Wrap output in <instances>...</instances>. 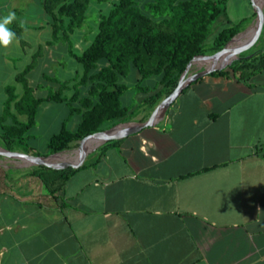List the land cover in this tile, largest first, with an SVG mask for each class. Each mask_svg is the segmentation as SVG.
Instances as JSON below:
<instances>
[{
	"label": "crops",
	"instance_id": "1",
	"mask_svg": "<svg viewBox=\"0 0 264 264\" xmlns=\"http://www.w3.org/2000/svg\"><path fill=\"white\" fill-rule=\"evenodd\" d=\"M16 42L0 46L5 90ZM172 103L99 147L57 197L6 167L0 264H264V69L249 82L205 74Z\"/></svg>",
	"mask_w": 264,
	"mask_h": 264
},
{
	"label": "trees",
	"instance_id": "2",
	"mask_svg": "<svg viewBox=\"0 0 264 264\" xmlns=\"http://www.w3.org/2000/svg\"><path fill=\"white\" fill-rule=\"evenodd\" d=\"M227 1L115 0L109 11L102 13L91 43L78 53L71 34L86 19L91 0H42L49 15L52 38L66 41L69 54L82 63L83 73L73 84V79L59 81L46 75L48 79L57 81L59 86L46 96H37L29 73L36 65L39 48L32 61L16 74V79L23 85V92L17 93L15 85L6 86L7 99L0 111V138L5 146L12 148L26 143L44 101L67 102L71 105V113L80 111L82 114L75 128H67L64 124L51 137L48 143L50 154L69 148L73 141L129 120L138 110L132 104L130 94L128 102L124 100L132 90L144 94L140 107H154L175 89L195 56L222 49L227 41L243 31V20L230 21ZM258 1L261 6L263 0ZM251 4L255 16L257 3L251 0ZM221 18L230 24L213 32ZM8 28L25 44L22 32L28 28L27 25L12 22ZM248 55L208 74L227 75L231 71L238 80L249 82L252 76L264 69V47ZM133 71L137 73L133 83L122 79ZM71 89L74 90L71 95L65 93ZM19 115H25L26 120L23 121ZM117 140L105 143L100 150ZM84 166L85 163L63 169L35 166L31 172L40 177L51 195L57 197L66 181Z\"/></svg>",
	"mask_w": 264,
	"mask_h": 264
},
{
	"label": "rangeland",
	"instance_id": "3",
	"mask_svg": "<svg viewBox=\"0 0 264 264\" xmlns=\"http://www.w3.org/2000/svg\"><path fill=\"white\" fill-rule=\"evenodd\" d=\"M114 1L115 0H91L86 19L71 34L76 52L81 53L91 43L98 31V24L102 13H107ZM5 3L8 4L0 8V20H2L10 12H14L16 16V19L12 22H15L19 25H38L45 23V20L49 19L48 13L43 8L42 0H0V4L4 5ZM12 4H17L18 8L15 10H10V6H12ZM227 4L229 7L230 19L233 22L243 20V27L244 29L246 28L245 30L243 29L244 32L240 35L238 40H234L235 42L232 41L228 45L227 50H229L232 49L241 38L245 36H249L250 38L252 36L256 28L257 18L253 21L256 15L253 18L255 10L253 6L250 5L249 0H228ZM262 5L263 4L261 3V7ZM262 14L264 16V9L262 10ZM248 16H251V18L247 19ZM251 22L252 26L250 24V28L249 23ZM227 24L228 22L225 20V18L219 19L215 24L216 29L213 32H216ZM51 29L52 28L47 26L42 30L32 27L27 29L25 32H22V37L27 39V41L25 40V44H23L24 47L19 44V42H16L15 45H13L10 53L12 61L15 63L18 71H21L28 63L32 61L34 53L38 51L39 48H41L39 50V56L36 65L29 73L30 83L35 86V94L37 96H46L51 90H54L59 86L57 81L48 79L46 75L56 78L59 81L73 79L71 81V84H73L76 82L75 79L83 73L84 69L82 63L69 54L68 46L65 40H54L52 38ZM259 34H261L257 41L259 44L256 42L242 54L250 53L252 50L257 49L264 44L263 28L260 30ZM212 53H207L206 55ZM0 57L2 61L1 75L3 76L5 73L8 75L9 70L3 65V55ZM209 65H211V63L203 65H201V63H196L195 65L192 64L189 68L188 74L195 73L196 71H199L200 69H203ZM136 77L137 73L133 71L130 76L123 77L122 79L128 83H133V81L136 80ZM7 83L8 85H15L17 93L21 94L23 92L22 83L17 79L15 81L14 76L10 77L9 79L7 78ZM73 91V89L66 90L65 93L71 95ZM129 94L133 98L131 99L132 104L134 107L138 108V110L131 116L129 120L125 122L143 121L147 118H150L153 113H155V109L159 103L152 108L143 106L140 107L139 105L141 98L144 96V94L142 92H138L137 90H132V92H129L124 96L125 102H128ZM6 96V90L0 86V111L4 106V100L6 99ZM177 103L173 104V107H175ZM70 106L71 105L67 102L44 101L41 103L37 115V122L30 129V137L26 139V143L22 145H14L9 149L33 155L50 154L48 143L51 137L55 133L59 132L64 124L67 128H75L81 119V112L75 111L71 113ZM19 118H21L23 121L26 120L25 115H19ZM98 135L92 137L91 139H94ZM85 144L86 142L83 140L73 141L71 142L68 150L73 152L78 151L80 147ZM0 145L8 148L5 146L1 138ZM98 149L99 147L91 151L84 160V163L92 161L97 155ZM0 161H2L0 164V174L2 175L4 174L5 168L7 167L12 172L18 170L17 173H21V171H25L23 175H32L34 177H38L31 172L32 169L38 165H25V161L23 159H15L3 154H0ZM43 192H48L45 186Z\"/></svg>",
	"mask_w": 264,
	"mask_h": 264
},
{
	"label": "water",
	"instance_id": "4",
	"mask_svg": "<svg viewBox=\"0 0 264 264\" xmlns=\"http://www.w3.org/2000/svg\"><path fill=\"white\" fill-rule=\"evenodd\" d=\"M256 9H257L256 28H255L254 33L252 34V36L249 39V42H248L249 47L253 46L256 43V40L258 38V34L260 33V30L262 28L264 29V16H263L262 12L259 10L258 6H256ZM250 24L251 23H249V26H250ZM242 32L243 31H240L239 33L234 35L229 41H227V43L224 45V47L222 49H220V50H218L212 54H209V55L203 54V55L195 56L190 61L186 70L181 75L178 85L175 87V89L166 98H164L157 105V107L155 109L156 110L155 113H153V115L150 118H147L143 121H137V122H121V123H118L109 129L97 131V132L85 137L84 139H82L83 141H85V140L90 139L94 135L105 134L104 139L98 145H96L92 148H87L85 146L84 150L82 151V155L77 162H75V163L74 162L54 163V162L50 161L51 156H53L57 153L63 152V151H69L68 150L69 148L62 150V151H58L56 153L49 154V155H33V154H29V153L14 151L12 149L5 148V147L0 145V154H3L5 156H9V157H13L15 159H23L25 161V165L47 166V167H51L54 169H63V168H67L69 166L78 167V166L82 165L84 163V160L86 159L87 155L91 151L96 149L97 147H101L102 145H104L105 143H107L111 140L120 139V138L128 136L132 133L138 132L146 126L158 124L160 122V120L165 116V114H166L167 110L169 109L171 103L178 97V95L183 91V89L186 88L188 85H190L194 80H196L199 77H201L205 74H208V73H210L216 69H221V68L227 67V66L231 65L234 60L241 58L242 56L236 55L230 59H227L221 65H209V66L204 67L203 69H200L199 71H196L193 74H188L189 68L194 63L196 58L214 56L218 53L225 52L228 45L236 38L237 35H239ZM256 50L257 49L252 50L248 56L253 55L256 52ZM121 124H124V127L118 129V126Z\"/></svg>",
	"mask_w": 264,
	"mask_h": 264
},
{
	"label": "bare ground",
	"instance_id": "5",
	"mask_svg": "<svg viewBox=\"0 0 264 264\" xmlns=\"http://www.w3.org/2000/svg\"><path fill=\"white\" fill-rule=\"evenodd\" d=\"M255 1L257 3V6L259 7V10L262 12V10L264 9V3L262 5V7H261L260 4H259V1L258 0H255ZM256 18H257V14H256V17L253 19V21ZM252 22H251V26H252ZM251 26H250V28H251ZM244 30H243V32H244ZM242 33H240L235 38V40H238ZM260 35L261 34L258 35V38H257L256 42L258 41ZM249 39H250L249 36H245V37L241 38L232 49H229V50L226 49V51L223 52V53H218V54H216L214 56L198 57L200 59L196 63L197 64L201 63V65L210 64L211 63V65H215V64H219V63H224L227 59H230V58H232V57H234L236 55H240V56L247 55L249 53H245V54H242V53L246 52L249 49V46H248ZM198 58H196V59H198ZM122 127H124V124L119 125L118 129H120ZM104 137H105V134H99L97 137H95L94 139H91L85 145L81 146L78 151H75V152H73V151H63V152L57 153V154H55V155L50 157V161H52L54 163H61V162H74L75 163V162H77L80 159V157L82 155V151L84 150L85 146L87 148H92V147L98 145L104 139Z\"/></svg>",
	"mask_w": 264,
	"mask_h": 264
},
{
	"label": "clouds",
	"instance_id": "6",
	"mask_svg": "<svg viewBox=\"0 0 264 264\" xmlns=\"http://www.w3.org/2000/svg\"><path fill=\"white\" fill-rule=\"evenodd\" d=\"M15 19V13L10 12L0 20V46L7 48L15 39L16 34L7 27Z\"/></svg>",
	"mask_w": 264,
	"mask_h": 264
}]
</instances>
